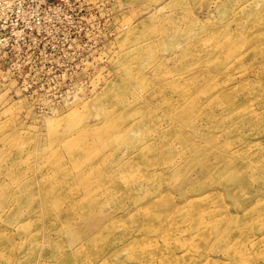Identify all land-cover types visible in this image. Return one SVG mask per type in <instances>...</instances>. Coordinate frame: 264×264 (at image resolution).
<instances>
[{
  "label": "rangeland",
  "instance_id": "1",
  "mask_svg": "<svg viewBox=\"0 0 264 264\" xmlns=\"http://www.w3.org/2000/svg\"><path fill=\"white\" fill-rule=\"evenodd\" d=\"M6 2L0 264H264V0Z\"/></svg>",
  "mask_w": 264,
  "mask_h": 264
},
{
  "label": "clouds",
  "instance_id": "2",
  "mask_svg": "<svg viewBox=\"0 0 264 264\" xmlns=\"http://www.w3.org/2000/svg\"><path fill=\"white\" fill-rule=\"evenodd\" d=\"M12 3H11V0H8V2H6L4 5H3V10L4 11H10L12 10ZM14 14H16L17 16L25 19V22H27V19L26 17L29 15L27 12H25L23 9H20V10H17Z\"/></svg>",
  "mask_w": 264,
  "mask_h": 264
},
{
  "label": "bare ground",
  "instance_id": "3",
  "mask_svg": "<svg viewBox=\"0 0 264 264\" xmlns=\"http://www.w3.org/2000/svg\"><path fill=\"white\" fill-rule=\"evenodd\" d=\"M76 120V122L78 121V119H75ZM74 124V123H73ZM243 186V185H242ZM248 187V186H247Z\"/></svg>",
  "mask_w": 264,
  "mask_h": 264
}]
</instances>
